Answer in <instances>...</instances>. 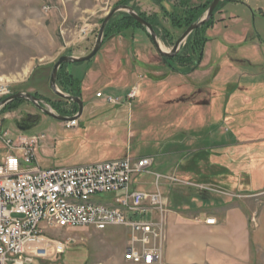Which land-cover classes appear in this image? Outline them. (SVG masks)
Here are the masks:
<instances>
[{
    "label": "rangeland",
    "instance_id": "rangeland-1",
    "mask_svg": "<svg viewBox=\"0 0 264 264\" xmlns=\"http://www.w3.org/2000/svg\"><path fill=\"white\" fill-rule=\"evenodd\" d=\"M123 1L127 2L0 0V83H9L10 94L25 91L38 93L44 101L51 103L62 100L50 87L54 64L62 55L83 56L91 52L103 19ZM128 2L137 8V12L147 16L158 13L160 22L158 31H155L161 46L170 50L183 29L174 27L169 19L164 18L161 7L154 0ZM172 3L173 0H170L164 4L172 10ZM222 8L228 20L234 14L241 21L223 26V22L219 23L218 11L214 25L206 31L209 36L207 54L210 47L221 54L222 50L217 49L219 44L222 46L223 41L228 39L236 41L244 35L254 43L264 42V0L225 2ZM121 12L125 11H118L111 20L116 21ZM163 28L169 30L170 36H165ZM113 32H108L110 37L93 58L65 63L62 72L68 70L80 83L85 105H116L118 109L84 111L79 125L70 128L65 126L64 121L42 115L27 132L17 130L14 120L28 112H38L30 100L23 98L13 106L0 110V131H7V138L16 140L20 133L46 134L37 150V160L42 167L81 165L126 156H153L152 170L167 171L169 167L163 153L177 147V142L188 135L189 127L185 124L207 120L221 113L217 103L214 111L205 107L211 104L207 95L204 96V104H201L204 107H198L199 102L193 95L196 85L191 73L173 71L157 52L148 31L131 27L116 36ZM240 51V47L230 48L228 54L233 60H239L241 55L261 59L259 63L263 66L258 73L264 74V56L255 47L243 48L242 54ZM239 66L237 62L235 71L231 72L235 74V80L239 79ZM228 69L223 68V71ZM152 74L160 75L154 78ZM134 86H137V95L129 100L128 93ZM58 87L63 89L60 84ZM99 91L103 93L102 97L96 95ZM109 96L119 101L108 102ZM48 105L59 114L50 103ZM6 152L0 137V162ZM143 180L150 188L155 186L153 174L145 175ZM115 195L108 193L101 196L107 200ZM51 234L74 240L63 254L48 260H36L33 264H134L125 258L129 242V230L125 226H109L105 230L62 228Z\"/></svg>",
    "mask_w": 264,
    "mask_h": 264
},
{
    "label": "crops",
    "instance_id": "crops-1",
    "mask_svg": "<svg viewBox=\"0 0 264 264\" xmlns=\"http://www.w3.org/2000/svg\"><path fill=\"white\" fill-rule=\"evenodd\" d=\"M219 12L223 26L241 21L234 14L228 20L223 8ZM244 36L219 44L221 54L211 47L207 54L208 41L199 69L190 74L198 107H204L207 95L211 104L205 107L214 111L217 103L221 113L185 124L188 135L163 153L169 169L158 172L178 179H164L160 187L168 202L164 264H264V74L258 73L263 64L249 55L233 60L228 54L230 48L240 47L242 54L251 46L264 56V42ZM237 62L241 71L235 80L231 72ZM118 107L90 103L83 112ZM147 174L152 173L138 176L134 186L154 191L143 180ZM133 217L159 215L150 211ZM208 218L215 222L207 223Z\"/></svg>",
    "mask_w": 264,
    "mask_h": 264
},
{
    "label": "built area",
    "instance_id": "built-area-1",
    "mask_svg": "<svg viewBox=\"0 0 264 264\" xmlns=\"http://www.w3.org/2000/svg\"><path fill=\"white\" fill-rule=\"evenodd\" d=\"M9 83H0V97L10 95ZM137 94V86L127 99ZM102 97V92H97ZM108 102L118 99L111 96ZM75 127L78 118L66 120ZM0 131L7 152L0 162V264H33L63 254L72 237L51 234L62 228L88 227L105 230L125 226L129 242L126 260L134 264H164L167 197L161 181H178L175 176L152 170L153 156L116 158L72 166L42 167L37 150L45 133H20L16 140ZM152 173L155 190H139L137 177ZM116 193L105 200L101 195ZM258 195V194H254ZM148 202V204H146ZM158 212V218H134V214ZM214 223L215 219H207Z\"/></svg>",
    "mask_w": 264,
    "mask_h": 264
},
{
    "label": "trees",
    "instance_id": "trees-1",
    "mask_svg": "<svg viewBox=\"0 0 264 264\" xmlns=\"http://www.w3.org/2000/svg\"><path fill=\"white\" fill-rule=\"evenodd\" d=\"M127 2L123 1V4L130 5L128 0ZM130 1V0H129ZM162 9L163 16L166 19H169L171 24L174 27L179 29H183V32L190 26L193 22L197 21L207 10L208 6L212 2V0H173L172 10H168L165 6V2H169L170 0H154ZM240 2L241 0H224L221 1L214 12L212 18L204 23L202 26L197 28L192 32V34L188 37L186 43L181 47L179 53H177L173 57L162 58L163 61L173 70L182 74H189L196 69H199L202 59L204 57V48L206 43L209 41V36H207L206 31L210 29L215 23V14L220 10L221 6L225 2ZM133 8L137 10L134 5ZM144 18H146L150 23L153 24L154 28L157 30V26L159 25L160 18L158 13H154L151 16L145 15L143 12L138 11ZM116 21L110 20L105 33V40L110 37V31L113 32V36H116L119 32H124L125 30L131 27H141L143 30L147 31L145 27L139 24L130 14L127 12H121ZM135 25V26H134ZM165 36L169 35V30L163 28ZM123 33V34H124ZM149 37L151 38L149 32H147ZM112 36V37H113ZM103 42V44H104ZM65 64V63H64ZM64 64L60 67L58 76H57V84L63 88L62 91L66 93H70L73 88H81L80 83L77 82L72 73L70 72H62L64 68ZM38 96V93H35ZM81 94V93H79ZM40 97V96H38ZM4 97H0L2 100ZM23 98L16 99L9 104L8 106H13L15 103L21 101ZM48 101V100H47ZM51 103L50 101H48ZM52 105H56V102L51 103ZM16 107V105L14 106ZM67 251V250H66ZM65 251V252H66Z\"/></svg>",
    "mask_w": 264,
    "mask_h": 264
},
{
    "label": "water",
    "instance_id": "water-1",
    "mask_svg": "<svg viewBox=\"0 0 264 264\" xmlns=\"http://www.w3.org/2000/svg\"><path fill=\"white\" fill-rule=\"evenodd\" d=\"M222 0H212V2L210 3V5L208 6L207 10L205 11V13L195 22H193L190 26H188V28H186V30L180 35V37L176 40V42L174 43V45L172 46V48L170 50H165L158 39V35L155 31V28L153 26L152 23H150L146 18H144L141 14H139L131 5H127V4H120L115 6L110 12L107 13V15L105 16V18L102 21L100 30L98 32V36L96 39V43L93 47V49L91 50V52H89L86 55L83 56H74V55H62L59 57V59L57 60V62L54 64L52 72H51V76H50V87L52 88V90L59 96L63 97V98H68L71 100H75L78 104H79V111L77 114L75 115H71V116H64V115H59L57 113H55L53 111V109L48 105V103L46 101H44L43 99L39 98L38 96H36L35 94H32L30 92H25V91H18L16 93H13L5 98H3L0 101V110L5 107L7 104H9L10 102L19 99V98H24L27 100H30L32 103H34L38 108H40L43 112L49 114L50 116L61 120V121H66V120H70L73 118H78L81 113L83 112V108H84V104H83V100L81 97L79 96H73L70 95L64 91H62L57 84V76H58V72L60 67L64 64V63H77V62H83L86 60H90L91 58H93L97 52L101 49L103 42H104V37H105V33H106V27L109 23V21L111 20V18L118 12V11H125L128 14H130L139 24H141L143 27L146 28V30L149 32L151 39L154 43V46L157 50V52L163 57V58H168V57H173L175 56L177 53H179L182 45H184L188 39V37L192 34V32L194 30H196L197 28H199L200 26H202L204 23H206L207 21H209L212 16L214 15L215 10L217 9L219 3ZM38 123V120H35L34 122L30 123L29 125H22L20 126V129L23 131H27L30 130L31 128H33L36 124Z\"/></svg>",
    "mask_w": 264,
    "mask_h": 264
},
{
    "label": "flooded vegetation",
    "instance_id": "flooded-vegetation-1",
    "mask_svg": "<svg viewBox=\"0 0 264 264\" xmlns=\"http://www.w3.org/2000/svg\"><path fill=\"white\" fill-rule=\"evenodd\" d=\"M79 93H82V88H73L70 91V93H68V94L73 95V96H79V97L82 98L81 94H79ZM39 98H41V97H39ZM61 98H62V100L56 102V105H52L50 103L52 105V107L56 109V111L59 113V115L69 116V115H73V114H77L78 113L79 104L75 100H71V99L63 98V97H61ZM41 99H43V98H41ZM83 104H84V102H83ZM34 106H36V105L34 104ZM36 108H37L38 112H36V113L28 112V113L24 114L22 117H20L19 119H15L14 120V124H15L17 130H20L22 132H27L28 130L27 131L21 130L20 126L29 125L30 123L34 122L35 120H38V122H39V120L41 119L42 115L50 116L49 114L43 112L37 106H36Z\"/></svg>",
    "mask_w": 264,
    "mask_h": 264
}]
</instances>
